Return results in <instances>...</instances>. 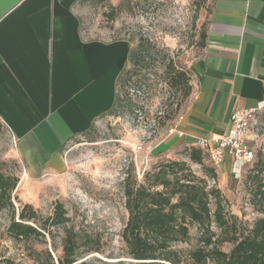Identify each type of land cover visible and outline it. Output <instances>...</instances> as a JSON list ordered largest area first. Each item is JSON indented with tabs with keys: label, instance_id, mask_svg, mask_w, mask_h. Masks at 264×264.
Listing matches in <instances>:
<instances>
[{
	"label": "crops",
	"instance_id": "crops-1",
	"mask_svg": "<svg viewBox=\"0 0 264 264\" xmlns=\"http://www.w3.org/2000/svg\"><path fill=\"white\" fill-rule=\"evenodd\" d=\"M128 1L0 0V124L24 180L64 175L65 145L110 115L133 45L95 36L89 24L95 8ZM206 11L191 94L158 147L167 158L192 147L207 157L202 141L227 135L235 111L264 105V0H209ZM263 121L264 108L249 140L264 137ZM234 168L226 155L215 168L219 187L237 179Z\"/></svg>",
	"mask_w": 264,
	"mask_h": 264
},
{
	"label": "rangeland",
	"instance_id": "rangeland-1",
	"mask_svg": "<svg viewBox=\"0 0 264 264\" xmlns=\"http://www.w3.org/2000/svg\"><path fill=\"white\" fill-rule=\"evenodd\" d=\"M197 2L201 4L198 9L195 0H132L115 14L108 7L104 10L103 6L93 10L89 25L95 36L129 40L133 50L143 43L149 55L142 67L130 65L126 69L135 75L127 87L123 81L119 84L118 96L127 97L114 114L103 117L89 133L65 145L63 157L67 171L64 175L39 181L24 180L9 131L4 128L0 133V171L19 178L12 196L15 207L31 205L40 221H45L53 216L56 204L61 203L70 218L69 226L80 238L100 240V252L92 250V245L82 247L81 251L87 252L77 264H138L127 256L122 240L128 220L125 182L128 177V183L140 184L144 174L158 164L182 159V151L167 158L158 150L169 125L178 118L186 102L175 112L183 92L175 93L170 88L164 66L172 60L176 69L189 73L191 63L200 55L208 5L201 0ZM164 55L167 60L163 59ZM129 100L137 104L139 113L132 111ZM249 143L256 154L255 164L247 167L237 179L229 178L220 186L231 213L238 217L245 230H250L254 222L263 217L251 206L245 179L261 161L259 154L264 166V137L250 139ZM194 169L198 168L194 166ZM9 224L10 214L5 210L0 212V264H34V251L43 254L50 249L49 237L34 239L30 248L16 244L8 236ZM34 226L40 228L39 223ZM214 230L218 233L216 228ZM199 234V229L192 227L190 240L174 248L185 257L197 247ZM54 235L55 255L60 257L63 230L55 229ZM222 249L229 252L232 245L225 244ZM41 259L44 260V254Z\"/></svg>",
	"mask_w": 264,
	"mask_h": 264
},
{
	"label": "trees",
	"instance_id": "trees-1",
	"mask_svg": "<svg viewBox=\"0 0 264 264\" xmlns=\"http://www.w3.org/2000/svg\"><path fill=\"white\" fill-rule=\"evenodd\" d=\"M201 1L208 5L209 0ZM129 2L131 1L109 9L115 14L118 8ZM196 2L197 0L195 4L198 9L201 4L200 1ZM205 40L204 30L201 35V48L205 46ZM147 55L148 47L140 43L131 52L129 66L142 67ZM163 59L167 60V55H164ZM164 70L170 88L174 89L175 93L179 90L183 92L181 101L176 104L175 112L178 113L182 103L191 94V79L189 73L176 69L172 60H168ZM133 75L124 70L119 77L116 102L110 115L114 114L117 106L127 97L118 96L119 84L123 81L124 87H127L126 84H130ZM129 101L132 111L139 113L137 104ZM3 130L0 124V133ZM181 155L182 159L164 161L147 171L140 184L128 183L127 177L124 194L128 220L122 233L127 256L138 264H264L262 154H259L261 161L249 171L245 179L251 196V206L263 216L254 222L250 230L243 229L238 217L231 213L229 202L218 186V173L208 162L203 150L192 147L183 150ZM194 166L198 169L195 170ZM247 167L249 166L244 167L242 173ZM18 183L19 178L0 171V212L5 210L10 214L7 233L16 244L30 248L34 239L44 240L49 237L51 246L43 253L44 260L41 259L42 253L34 251V264H77L84 252H87L81 251V248L90 245L93 246L92 250L100 252L99 239L80 238L74 228L69 226L70 218L61 203L56 204L53 216L45 221H40L37 211L31 205L16 208L12 196ZM36 223L40 224V228L34 226ZM192 227L199 229L198 244L184 257L174 247L190 240ZM55 229H62L64 234L63 254L60 257L55 255L56 247L53 245ZM225 244L232 245L229 252L223 251Z\"/></svg>",
	"mask_w": 264,
	"mask_h": 264
},
{
	"label": "built area",
	"instance_id": "built-area-1",
	"mask_svg": "<svg viewBox=\"0 0 264 264\" xmlns=\"http://www.w3.org/2000/svg\"><path fill=\"white\" fill-rule=\"evenodd\" d=\"M263 108L264 105H260L253 109L235 111L231 115L232 126L227 135L216 139L212 146L207 141H202L201 145L207 151L208 162L214 168L224 163L226 155L234 161L233 172L237 178L241 176L244 167L253 165L256 154L249 143V132ZM169 133L174 134V129Z\"/></svg>",
	"mask_w": 264,
	"mask_h": 264
}]
</instances>
